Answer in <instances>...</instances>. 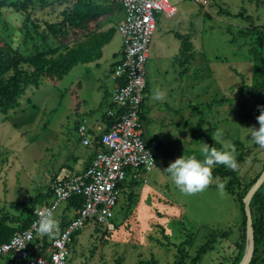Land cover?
<instances>
[{
    "label": "rangeland",
    "instance_id": "1",
    "mask_svg": "<svg viewBox=\"0 0 264 264\" xmlns=\"http://www.w3.org/2000/svg\"><path fill=\"white\" fill-rule=\"evenodd\" d=\"M25 1L7 3L21 5ZM63 1L32 0L31 15L55 22L66 6ZM170 3L176 15L171 19L157 16L145 64L143 126L145 141L156 157L155 168L132 191L122 189L114 208L113 231L87 223L70 245L75 255L69 264H138L151 258L156 264H230L236 256L243 258L247 224L241 253L240 201L264 172V148L245 136L247 129L259 127L257 117L264 110V99L248 97L242 89L264 84V72L250 53L252 47L259 50L252 29L264 27V0H209L205 9L191 0ZM122 16L116 14L103 23L102 31L112 27L116 31L102 48L99 61L76 65L56 83L46 79L32 83L24 87L16 109L0 110V219L7 217V225L18 230L21 220L30 213L28 208L33 211L47 202L53 184L81 173L80 157L89 154L90 148L81 145L77 127L83 121L86 128L99 121V131L111 105L114 62L122 49L117 31ZM0 23L1 37L22 57L42 50L35 39L25 37L23 27L32 30L25 16L2 9ZM175 33L188 37L191 46L189 60L182 67V42ZM260 55L264 58V44ZM32 72L24 64L4 80ZM157 89L166 93L163 101L153 99ZM198 127L200 132L192 139ZM217 128L224 130L229 142L238 145L235 174L239 185L232 184V193L225 189L224 196L215 184L203 192L186 195L165 170L183 155L202 160L205 136L221 147L211 136ZM239 154L245 155L241 161ZM221 180L228 185L227 178ZM258 190L264 196V183ZM130 193L134 199L126 212ZM63 208L61 204L54 212L58 226ZM186 240L188 244L181 247ZM206 242L209 249L194 262ZM260 258L264 264V248ZM0 264H10V260L3 258Z\"/></svg>",
    "mask_w": 264,
    "mask_h": 264
},
{
    "label": "built area",
    "instance_id": "2",
    "mask_svg": "<svg viewBox=\"0 0 264 264\" xmlns=\"http://www.w3.org/2000/svg\"><path fill=\"white\" fill-rule=\"evenodd\" d=\"M191 1L203 9L209 4L208 0ZM122 15L117 31L122 38L123 54L113 72L115 87L111 92L114 109L105 113V119L114 122L101 136L102 148L94 153L83 174L53 184L51 202L35 208L29 228L0 246V260L7 258L10 264H66L72 236L88 222L113 231L120 185L127 178L139 181L155 168L156 157L145 143L142 120L145 64L157 16L171 19L176 15V8L170 0H122ZM77 134L81 145L93 147L91 131L84 124L78 126ZM73 195L83 198L81 209L59 236L48 239L49 245L42 253L35 246L40 234L34 227L40 213L47 209L54 215Z\"/></svg>",
    "mask_w": 264,
    "mask_h": 264
},
{
    "label": "trees",
    "instance_id": "3",
    "mask_svg": "<svg viewBox=\"0 0 264 264\" xmlns=\"http://www.w3.org/2000/svg\"><path fill=\"white\" fill-rule=\"evenodd\" d=\"M63 2L66 3V6L62 9V11H60L58 19L55 22H51L38 19L31 15L30 8L31 5H33L32 0H26L21 5L20 3H7V0H0V16L2 9H10L22 16H25L27 22H29L32 26L31 31H29L26 26L23 27L26 30L25 37L32 41L35 39V42L40 43L42 46V50L37 51L35 55L25 58L22 57L18 51L14 50L0 35L1 111L6 112L8 110H14L18 107L17 99L23 94L24 87L32 83L36 84L44 79L49 80L52 83H56L76 65H85L99 61L102 57V48L111 42L116 30L112 27L107 31H102L103 23L114 17L116 14L122 13V0H66ZM239 16L243 17L241 14ZM252 30L256 36L255 42L259 45V50L252 47L250 49V53L260 64L259 70L264 72V58L260 55V49L264 44V27L254 26ZM175 36L180 38L182 42L180 50L182 60H179L182 67V65H186L189 60L188 52L190 51L191 46L189 44L188 37H181L177 33H175ZM51 41L55 42L57 46L52 47L50 43ZM25 44H27V42H25ZM24 64L31 67L33 70L31 74L25 77L15 75L13 79L4 80L6 75L10 72L16 71L19 66ZM242 92L248 97H259L264 99V84L262 83L261 85L243 87ZM262 106L264 108V100L262 102ZM141 108L143 118V104ZM108 109H114V106L110 105ZM142 120L144 121V118ZM113 122L114 120L112 119H105L106 131L113 124ZM200 128L201 127H198L197 130L192 132V139H196L195 137L199 134ZM204 139L207 140L206 142L209 147L214 146L212 142L208 140L207 136H205ZM96 141L95 152H98L102 147L99 142L100 139H96ZM145 143L149 146L146 141ZM236 145L237 144L235 143V146ZM216 148L219 149L220 147ZM244 156L245 155L243 154H239V160H243ZM89 165L90 161L86 163L81 174L87 170ZM213 176H218L223 179L227 178L229 183H227L228 185L225 189L231 193L233 192L234 187L239 185L235 171H232L223 165H218L213 169ZM67 179L69 178H65L63 180ZM138 182L139 181L132 179L130 181H125L119 187L120 194L124 187H127L130 191H132L137 187ZM232 184L235 186H232ZM47 197L49 199L47 202L41 204V206L44 204L47 205V203L52 200V191L48 193ZM40 199L41 197L38 198V201H40ZM132 199H134V194L130 193L127 198L128 202L126 205V212H128L129 207H131ZM82 205L83 198L81 196L73 195L69 200H67L58 229L52 235H44L43 237L39 236L35 241L36 249L43 253L49 245L48 239H53L59 236L70 220L76 217V214L81 209ZM240 205L243 216V232L240 237L241 244H239L238 249L242 253L245 245L246 217L242 200L240 201ZM249 207L254 233V252L249 264H261L263 262V259L260 258L261 249L264 248V196L261 194L260 190H257V192L253 195ZM28 211L30 213L21 220L20 228L18 230L7 225V217L0 219V246L6 243L15 234L29 228L32 221V210L28 208ZM81 231L72 236L71 243L68 246L69 255L66 264H69L75 255L70 245L74 244L77 235ZM161 232L163 234V238H166L163 229H161ZM186 244H188L187 240L181 244V247H184ZM209 247V243L207 242L200 247L193 261H199L201 256L206 253ZM92 254L93 251L91 252V256ZM240 261L241 256L239 255L236 256L230 264H239ZM138 264H156V261L154 258H151L150 261H139Z\"/></svg>",
    "mask_w": 264,
    "mask_h": 264
},
{
    "label": "clouds",
    "instance_id": "4",
    "mask_svg": "<svg viewBox=\"0 0 264 264\" xmlns=\"http://www.w3.org/2000/svg\"><path fill=\"white\" fill-rule=\"evenodd\" d=\"M166 93L162 90H155L153 99L163 101ZM258 128H249L246 130L249 141L264 148V110L257 117ZM245 130V129H243ZM212 139L221 144L218 149L215 146L209 147L205 143L202 145L203 159L196 156L184 155L170 163L165 172L170 176L174 185L186 195H194L205 191L210 185L215 184L217 191L221 196L226 195V184L220 177L213 176V169L218 165L236 171L238 168L236 146L225 138L224 130L217 128L211 135ZM41 236L52 235L58 228L57 220L51 210H43L40 218L34 225Z\"/></svg>",
    "mask_w": 264,
    "mask_h": 264
},
{
    "label": "water",
    "instance_id": "5",
    "mask_svg": "<svg viewBox=\"0 0 264 264\" xmlns=\"http://www.w3.org/2000/svg\"><path fill=\"white\" fill-rule=\"evenodd\" d=\"M263 183H264V172L262 173L260 178L257 180V182L251 187V189L248 191L247 195L245 196L243 200L244 213H245L246 224H247V234H246V246L244 250V255L239 264H249L253 256L254 233H253V226H252V219H251L249 205H250V201L253 195L257 192V190L260 188V186Z\"/></svg>",
    "mask_w": 264,
    "mask_h": 264
},
{
    "label": "crops",
    "instance_id": "6",
    "mask_svg": "<svg viewBox=\"0 0 264 264\" xmlns=\"http://www.w3.org/2000/svg\"><path fill=\"white\" fill-rule=\"evenodd\" d=\"M122 20V18L120 19V21ZM120 23V22H119ZM122 39V38H121ZM122 54H123V48L121 49V51H120V53H119V58L118 59H116L115 60V62H114V66H116L117 64H118V62L120 61V59L122 58ZM114 87H115V81H114V78H113V80H112V82H111V92L113 91V89H114ZM143 111H144V107H143ZM145 112V111H144ZM85 122L83 121L82 122V124H80V125H83ZM101 123H102V125L100 126V129H99V131H97V128L99 127V121H95L94 123H91L90 124V126H89V130L91 131V135H92V139L94 140V144H93V147H91L90 149H89V154H86L85 155V157H80L81 158V160L80 161H82L83 162V168H82V171H81V173L83 172V170H84V168H85V165H86V163L88 162V161H90L91 160V158L93 157V155H94V153H95V150H96V143H97V141H96V139H101V136H102V132H106V126L104 127V124L103 123H105V117L103 118L102 117V120H101ZM106 124V123H105ZM78 128V127H77ZM94 129H96V132L94 131ZM101 134V135H100ZM100 142V141H99ZM82 158H84L83 160H82ZM67 169H70V167H68ZM81 173H79V175L81 174ZM68 176V175H67ZM74 176H78V175H70V177L69 178H71V177H74ZM63 178V177H62ZM63 180V179H62ZM51 202V200L47 203V204H49ZM45 205V204H44ZM43 206V205H42ZM64 208H65V206H64ZM63 208V209H64ZM62 212H63V210H62Z\"/></svg>",
    "mask_w": 264,
    "mask_h": 264
}]
</instances>
